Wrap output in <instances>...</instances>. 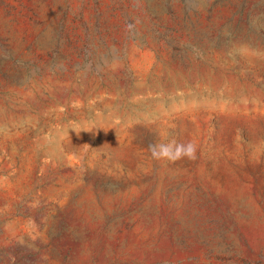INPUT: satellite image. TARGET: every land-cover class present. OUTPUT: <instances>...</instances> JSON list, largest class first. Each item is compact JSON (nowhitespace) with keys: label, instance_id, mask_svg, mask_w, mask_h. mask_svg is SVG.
<instances>
[{"label":"rangeland","instance_id":"rangeland-1","mask_svg":"<svg viewBox=\"0 0 264 264\" xmlns=\"http://www.w3.org/2000/svg\"><path fill=\"white\" fill-rule=\"evenodd\" d=\"M0 264H264V0H0Z\"/></svg>","mask_w":264,"mask_h":264},{"label":"clouds","instance_id":"clouds-1","mask_svg":"<svg viewBox=\"0 0 264 264\" xmlns=\"http://www.w3.org/2000/svg\"><path fill=\"white\" fill-rule=\"evenodd\" d=\"M133 25H127L131 29ZM150 158L157 162L174 164L181 160H195L197 158L198 145L193 140L177 141L176 139H164L148 145Z\"/></svg>","mask_w":264,"mask_h":264}]
</instances>
